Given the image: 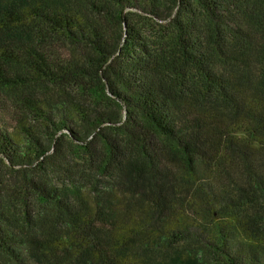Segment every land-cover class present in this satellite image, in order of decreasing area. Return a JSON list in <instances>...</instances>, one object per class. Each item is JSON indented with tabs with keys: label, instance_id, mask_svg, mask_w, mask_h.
<instances>
[{
	"label": "trees",
	"instance_id": "trees-1",
	"mask_svg": "<svg viewBox=\"0 0 264 264\" xmlns=\"http://www.w3.org/2000/svg\"><path fill=\"white\" fill-rule=\"evenodd\" d=\"M0 264H264V0H0Z\"/></svg>",
	"mask_w": 264,
	"mask_h": 264
}]
</instances>
